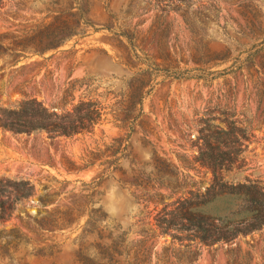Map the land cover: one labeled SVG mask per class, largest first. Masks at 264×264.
<instances>
[{
	"label": "rangeland",
	"instance_id": "obj_1",
	"mask_svg": "<svg viewBox=\"0 0 264 264\" xmlns=\"http://www.w3.org/2000/svg\"><path fill=\"white\" fill-rule=\"evenodd\" d=\"M40 33L61 46L17 63L0 53V107L28 96L58 115L98 102L103 115L74 138L0 130V179L35 190L0 226V264H97L91 214L129 242L150 234V264H187L155 219L206 186L195 160L210 138L241 148L239 179L264 180V0H0V47ZM158 171L163 185H134ZM191 251V264H264V230Z\"/></svg>",
	"mask_w": 264,
	"mask_h": 264
},
{
	"label": "trees",
	"instance_id": "obj_2",
	"mask_svg": "<svg viewBox=\"0 0 264 264\" xmlns=\"http://www.w3.org/2000/svg\"><path fill=\"white\" fill-rule=\"evenodd\" d=\"M54 37L49 40L48 36L40 33L24 39L10 38L9 47H0V53L9 54V60L16 63V58H28L29 53L44 56L49 50L61 46L62 40ZM102 115L98 102H81L73 112L58 115L50 112L37 98L26 96L11 106L0 107V130L27 136L43 132L50 139L74 138L92 134ZM233 134V131H228L227 139ZM212 139L216 141L219 138H210L206 149L200 150L195 160L205 171L206 186H194L175 202L163 204L155 219L160 235H170L174 242H179L187 250L188 256L182 259L187 264L195 262L199 255L191 251L193 245L213 247L232 243L240 237L264 230V180L251 176L239 179L247 167L245 161H239L241 148L235 146L233 139L225 140L224 146L218 142L213 144ZM160 173L158 171L146 177L137 175L134 185L145 191L153 182L163 185L161 181L166 178L159 176ZM171 185L176 186L170 188ZM166 186L182 189L177 182ZM34 195V186L30 182L0 179V226L11 221L17 204L28 201ZM137 200L140 201L139 198ZM93 220L91 214L86 226L94 224L89 236L98 241L97 246L101 249L93 259L97 264H150L144 246L150 234L144 233L142 241L129 242L130 230L125 231L120 225L105 229L101 224L97 225L100 221L95 219L93 223ZM60 221H64L60 227H70L73 223L65 219ZM53 224L59 225L58 222ZM176 259L180 261L181 258Z\"/></svg>",
	"mask_w": 264,
	"mask_h": 264
}]
</instances>
